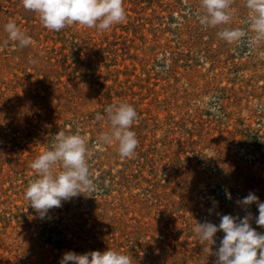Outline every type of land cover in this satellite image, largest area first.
Here are the masks:
<instances>
[{
  "label": "rangeland",
  "instance_id": "rangeland-1",
  "mask_svg": "<svg viewBox=\"0 0 264 264\" xmlns=\"http://www.w3.org/2000/svg\"><path fill=\"white\" fill-rule=\"evenodd\" d=\"M123 7L126 19L107 30L74 23L55 32L22 0H0V264L108 249L132 264H214L224 233L209 254L196 222L251 212L264 233L257 205L236 203L249 192L264 202V40L246 0H234L228 25L246 32L238 45L218 36L224 26L199 23L200 0ZM9 21L29 46L7 39ZM119 103L138 114L127 158L99 142L111 128L105 109ZM59 131L85 138L96 187L41 219L25 198L38 178L30 165Z\"/></svg>",
  "mask_w": 264,
  "mask_h": 264
},
{
  "label": "clouds",
  "instance_id": "clouds-1",
  "mask_svg": "<svg viewBox=\"0 0 264 264\" xmlns=\"http://www.w3.org/2000/svg\"><path fill=\"white\" fill-rule=\"evenodd\" d=\"M233 3L234 0H200L203 13L199 16V23L206 27L224 26L218 36L228 44L238 45L246 37V32L228 27L234 15ZM22 4L25 10L38 13L45 28L55 32L74 23L104 31L126 19L123 0H22ZM246 7L252 13L249 24L257 41L264 40V0H246ZM4 30L7 39L21 48L32 43L15 22L6 23ZM105 112L111 128L99 137V142L104 145L115 142L121 157L133 156L139 144L135 132L131 130L138 118L136 110L130 104L119 103L109 105ZM90 156L82 135L59 131L53 136L52 147L31 163L38 178L26 188L25 198L41 219L49 210L60 208L62 202L95 190L88 165ZM57 165L61 169L58 173L53 170ZM226 196L231 198L229 193ZM217 203L213 201V204ZM236 203L245 208L255 203L258 208L255 223L264 227V202H260L254 193L249 192ZM252 219L251 212L243 218L221 215L218 225L208 221L196 222L194 231L199 244L206 246L209 254L212 253L211 246L216 244V233H224L218 249L213 253L216 257L214 264H264V233H258L252 227ZM132 260L130 254L109 249L102 253L91 251L84 254L69 251L63 254L59 264H132Z\"/></svg>",
  "mask_w": 264,
  "mask_h": 264
}]
</instances>
